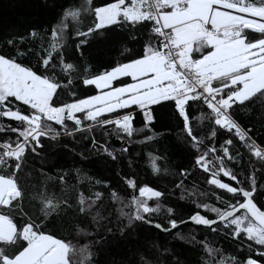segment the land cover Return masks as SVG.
I'll list each match as a JSON object with an SVG mask.
<instances>
[{"label": "snow or ice", "instance_id": "obj_1", "mask_svg": "<svg viewBox=\"0 0 264 264\" xmlns=\"http://www.w3.org/2000/svg\"><path fill=\"white\" fill-rule=\"evenodd\" d=\"M110 31L126 37L118 61L103 69L72 62L70 51L83 60L85 48ZM165 103L192 150V167L179 170L176 187L195 170L213 186L215 202L200 192L187 219L163 203V191L119 172L127 197L80 168L71 169L70 185L69 172L29 163L45 159V141L63 139L86 141L84 151L117 161L134 139L161 135L155 107ZM257 103L264 108V0H67L49 27L0 40V264H95L101 229L123 236L137 223L177 230L176 239L199 249L196 264H264V143L237 119ZM148 157L160 173L162 157ZM106 194L113 207L104 206ZM187 224L231 240L233 251L224 255L207 235H182ZM141 264L151 262L141 257Z\"/></svg>", "mask_w": 264, "mask_h": 264}, {"label": "trees", "instance_id": "obj_2", "mask_svg": "<svg viewBox=\"0 0 264 264\" xmlns=\"http://www.w3.org/2000/svg\"><path fill=\"white\" fill-rule=\"evenodd\" d=\"M66 2L67 0H0V40L6 39L12 34L25 33L31 28L49 27L55 22L61 5ZM96 2L100 3L102 0H96ZM125 40L126 37L119 31H110L106 37L93 40L91 45L85 48L83 60H80L78 53L70 51L69 55L73 56L72 62L74 63L86 62L94 69H103L120 59V45ZM127 43L130 48L137 47L131 41ZM3 50L7 51L8 49ZM155 117L153 128L161 135L148 143H138L134 139L128 145V153L117 161H113L103 152L98 154L95 151H84L83 145L87 143L86 141L78 139L77 143H73L71 139H63L60 143L45 141L41 150V156L45 159L30 160L29 163L33 168H42L52 175L61 169L69 172L68 182L70 185L75 183L76 176L71 169L73 166L80 168L92 177L110 182L112 188L116 189L121 196L127 197L129 191L125 189V185L116 175L119 172L122 176L126 175L136 179L139 184H147L163 191L165 193L163 203L173 207L178 218L183 216L184 219H187L189 212L195 208L191 201L196 199L200 192H204L205 196L199 197V199L210 204L215 202L214 197L208 198L213 186L204 182L200 170H195L190 176L183 178L180 188L176 187V184L180 183L182 179L179 170L192 167V150L185 144L180 125L172 115L169 104L156 106ZM237 119L242 125L251 127L253 136L258 138L259 142L264 143V108L259 103L251 112L248 110L239 112ZM141 125L142 117L137 115L136 126L140 127ZM102 131V129H97L96 133L90 135L99 136ZM109 142L115 148L120 147L119 141L114 136ZM65 144L68 146L67 148L64 147ZM80 152H84V157L78 155ZM148 153L162 157L158 161L162 169L160 173H152ZM164 168H167L168 171L164 172ZM224 182H228L227 178H224ZM193 190L197 195L189 196L188 194ZM181 195H184L186 199L181 200ZM261 204H264V198H258V207ZM104 206L113 207L109 203L107 194ZM113 212V220H115L114 208ZM209 215L212 214L209 213ZM156 219L159 222L163 219V214ZM178 230L185 236L195 233L198 240L202 235H207L210 241H214V247L225 250L224 255L226 256L233 251L234 245L231 240H226L223 236L213 237L204 233L201 227L187 224L180 226ZM175 231L177 230H173L172 234L168 235L140 223H137L134 229L126 230L123 236L118 232L114 235H107L101 229L100 236L95 239L100 240L101 237L104 239L92 247V259L95 264H141V257L150 261L151 264H170L174 260L180 261V264H196L200 256L199 249L176 239ZM165 247L170 249L169 253H164Z\"/></svg>", "mask_w": 264, "mask_h": 264}, {"label": "water", "instance_id": "obj_3", "mask_svg": "<svg viewBox=\"0 0 264 264\" xmlns=\"http://www.w3.org/2000/svg\"><path fill=\"white\" fill-rule=\"evenodd\" d=\"M192 225V224H191ZM182 226V225H181ZM194 226V225H193ZM195 227H201V226H195ZM202 228V227H201Z\"/></svg>", "mask_w": 264, "mask_h": 264}]
</instances>
